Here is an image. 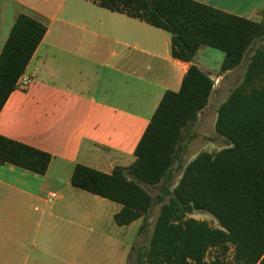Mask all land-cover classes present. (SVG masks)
Listing matches in <instances>:
<instances>
[{
    "label": "crops",
    "instance_id": "obj_1",
    "mask_svg": "<svg viewBox=\"0 0 264 264\" xmlns=\"http://www.w3.org/2000/svg\"><path fill=\"white\" fill-rule=\"evenodd\" d=\"M193 1L253 21L264 10V0ZM21 13L47 33L23 73L32 83L17 87L0 112V135L52 159L45 174L0 165V264H85L86 245L120 252L88 264H128L142 220L118 226L122 205L71 178L78 164L111 174L134 163L162 98L181 89L192 63L173 57L169 32L92 0H0V54ZM206 49L195 62L215 80L211 103L232 71L215 77Z\"/></svg>",
    "mask_w": 264,
    "mask_h": 264
},
{
    "label": "trees",
    "instance_id": "obj_2",
    "mask_svg": "<svg viewBox=\"0 0 264 264\" xmlns=\"http://www.w3.org/2000/svg\"><path fill=\"white\" fill-rule=\"evenodd\" d=\"M171 34L172 55L190 62L181 89L162 98L129 167L111 174L76 165L71 184L122 205L118 226L142 220L148 244L135 264H264V10L253 21L193 0H92ZM47 33V26L21 13L0 54V112ZM205 48L224 53L221 75L248 59L242 80L217 111L216 133L227 146L179 163L187 132L209 105L215 80L195 62ZM47 152L0 135V165L45 174ZM180 172V175H179ZM147 187H157L154 197ZM206 212L214 227L192 217ZM214 258L209 259V252Z\"/></svg>",
    "mask_w": 264,
    "mask_h": 264
},
{
    "label": "rangeland",
    "instance_id": "obj_3",
    "mask_svg": "<svg viewBox=\"0 0 264 264\" xmlns=\"http://www.w3.org/2000/svg\"><path fill=\"white\" fill-rule=\"evenodd\" d=\"M250 55L251 52L248 54L247 59L242 63L240 67L234 69L224 78L223 81H221L220 91H218L217 97H214L211 101L209 105L210 107L206 110L205 115H203L202 119L200 117V120L195 125L190 127L189 131L187 132V140L185 142L184 149L180 154L179 163L185 166L203 151L216 153L220 149L227 146L225 139L219 136L215 130L217 111L219 106L227 100L232 89L242 80ZM202 58L204 63L214 71L213 73L215 74V77L220 75L221 66L224 59V53L222 51L214 48H207L206 51H204V53L202 54ZM147 189L152 193L154 197L158 193L157 187H147ZM159 210L160 205H156L151 213L149 222L150 225L148 227V230L144 234L139 233L138 237H136L137 235L132 236V241H134L135 244H133L130 250L128 264H135V258L138 248H140L141 246H146L148 244ZM192 217L199 220H205L214 227L219 226L216 218L209 213L194 212ZM82 254L85 257V264L90 263L93 257H98L100 260H109L113 256L114 258H118L120 256V252L116 248H102L98 246L93 247L90 245H86L85 248L82 249ZM215 254L216 252L214 251L209 252L208 258H214Z\"/></svg>",
    "mask_w": 264,
    "mask_h": 264
},
{
    "label": "built area",
    "instance_id": "obj_4",
    "mask_svg": "<svg viewBox=\"0 0 264 264\" xmlns=\"http://www.w3.org/2000/svg\"><path fill=\"white\" fill-rule=\"evenodd\" d=\"M32 83L31 78L24 77L23 75L20 76L18 82H17V87H22V86H27ZM57 197V193H52L50 194L49 200H53Z\"/></svg>",
    "mask_w": 264,
    "mask_h": 264
}]
</instances>
